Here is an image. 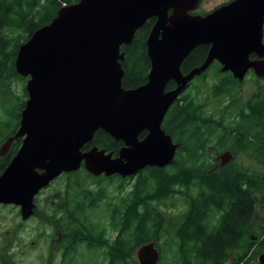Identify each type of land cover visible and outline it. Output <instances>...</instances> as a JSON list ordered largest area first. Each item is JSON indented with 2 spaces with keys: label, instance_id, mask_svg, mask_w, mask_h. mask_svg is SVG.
<instances>
[{
  "label": "water",
  "instance_id": "obj_1",
  "mask_svg": "<svg viewBox=\"0 0 264 264\" xmlns=\"http://www.w3.org/2000/svg\"><path fill=\"white\" fill-rule=\"evenodd\" d=\"M203 0H79L59 9L53 21L23 43L16 72L27 78L28 99L20 126L0 147L21 148L0 176V205L20 207L22 220L36 209V196L64 173L84 164L95 177H136L148 167L175 162L180 148L163 129L171 107L190 83L217 62L243 81L250 70L264 77V0H233L206 15L196 14ZM156 19L146 42L151 70L146 84L125 89L123 46ZM208 46L206 60L184 74L194 50ZM174 82L176 87L168 90ZM124 144L113 152L93 147L98 131ZM147 136L140 140V135ZM222 156L224 166L233 160ZM140 264H157L155 242L137 251ZM264 264V253L259 257Z\"/></svg>",
  "mask_w": 264,
  "mask_h": 264
},
{
  "label": "trees",
  "instance_id": "obj_2",
  "mask_svg": "<svg viewBox=\"0 0 264 264\" xmlns=\"http://www.w3.org/2000/svg\"><path fill=\"white\" fill-rule=\"evenodd\" d=\"M78 1L0 0V96L5 98L0 107L7 117L0 120V147L18 130L27 99L25 86L23 95H16L12 89L13 82L26 83L15 68L20 45L51 23L64 2L71 5ZM155 22L149 20L136 33L133 43L122 49L125 89L138 88L148 81L151 63L146 42ZM208 52V46L194 50L182 66L183 73L200 66ZM219 71L220 65L213 64L167 114L163 129L181 144L175 163L163 169H145L119 204L116 197H110L107 213L119 237L105 249L108 264H140L136 258L138 248L168 237L171 244L167 252L162 251L158 264H259V254L264 252V228L261 235L257 234L260 229L254 220L258 207L264 216V88L257 91V101L245 99L242 94L248 82L240 83L233 76L221 82ZM173 88L175 84L170 83L168 89ZM208 95L219 100L218 109L212 113L205 108ZM254 129L260 132L254 139L257 143L251 137ZM21 144L22 139L16 140L8 155L0 157V175ZM93 146L116 155L123 143L100 130L86 149ZM214 148L255 157L250 161L256 167L234 161L215 170L209 151ZM78 174L84 186L78 190L80 183L71 182L66 187V204L72 209H65L71 220L83 223L81 217L110 195L102 180L85 170ZM106 180L109 185L115 180L125 182L119 177ZM94 185L99 188L91 189ZM123 189L121 185L115 191L122 194ZM178 194L186 200L185 208H158ZM41 212L37 209L35 215H43ZM68 231L80 238L81 244H88L90 250L107 241L94 226Z\"/></svg>",
  "mask_w": 264,
  "mask_h": 264
},
{
  "label": "flooded vegetation",
  "instance_id": "obj_3",
  "mask_svg": "<svg viewBox=\"0 0 264 264\" xmlns=\"http://www.w3.org/2000/svg\"><path fill=\"white\" fill-rule=\"evenodd\" d=\"M228 2H231V0L226 1L223 4H226ZM196 14L203 15L206 13L196 12ZM263 33H264V28H263ZM250 59L251 61H259V62L264 60V58H260L257 54H252L250 56ZM222 68L223 66L221 65V82H224L233 75L231 72H223ZM234 79L239 81L240 83L251 82L253 86H250L251 91L246 96V99H252L253 101H257L258 99L257 91H259V89L264 88V77L263 78L258 77L254 70H250L246 74L243 81H240L236 78ZM182 97L183 95L181 96V98ZM261 108L264 114V107H261ZM212 112H214V110L210 111V113ZM252 133H253V135L251 136L253 138L252 140L256 142V140L254 139H257L260 132L254 129ZM147 134H148L147 132L141 134L140 140L144 139L147 136ZM179 149L177 151L175 159H177ZM209 151L211 153L210 163L213 164L214 166H217L218 168L219 166H221V163H223L221 154L227 151H232V150L224 149L223 151L221 150L218 151L217 148H214V149H210ZM232 152L235 156L233 161L236 160L237 162L243 165L246 163L252 164L250 160L255 158V157H250L246 154L237 155V153H235L234 151ZM255 164H257V162ZM74 176L75 174H69V175H64V178H73ZM140 176L141 175H138L135 178H126L125 183L129 187H133V185L129 184L130 181L136 182ZM101 178H103V176H101ZM71 193L72 192L70 191V194ZM66 195H67V190L55 191L53 194H52V191L50 190L48 192L46 190H43L35 199V203L37 205L36 210L37 209L44 210L45 213L48 214V217L50 219H53L52 222L48 221L47 224H49V226L52 225L56 228V230L59 233V238L57 240H54V239L43 240L41 238L29 240V239L23 238L21 236V233L17 231L18 227L23 226L27 224L28 222L15 224L14 225L15 233L13 234L12 238H0V264H78V262H80L79 250L82 245L81 240L78 237H72L70 231H68L72 228L78 227L79 222H71L72 216L68 215V212L65 209V207L67 208V210L72 209L70 206L66 204L67 203L65 199ZM59 202H60V205L56 206V204H58ZM94 212L95 211H91L88 213V215L92 217V220L91 222H88L85 225L86 228L94 226L93 225L94 224L93 223V218H94L93 213ZM57 213L58 215H55ZM36 217H39V215H34L31 219L36 218ZM42 222L44 223V221ZM159 250L162 255V249L159 248Z\"/></svg>",
  "mask_w": 264,
  "mask_h": 264
},
{
  "label": "rangeland",
  "instance_id": "obj_4",
  "mask_svg": "<svg viewBox=\"0 0 264 264\" xmlns=\"http://www.w3.org/2000/svg\"><path fill=\"white\" fill-rule=\"evenodd\" d=\"M226 1L228 0H203L202 5L197 10V12L207 13L213 10L215 7L219 6L220 4L222 5ZM211 76H213L212 72L210 73V79L212 80ZM197 82H199V80ZM25 84L22 81L13 82L12 89L16 93V95H23L22 91H23V86H25ZM250 86H253L251 82L247 84V86L245 87L243 91L242 97L245 99H246V96L251 91ZM190 90L192 91L193 88H191ZM4 101H5V98L3 96H0V103H4ZM218 102H219L218 99H212L211 96L208 95L205 100V108L207 110L218 109ZM6 118L7 117L3 109L0 107V120H6ZM243 166L244 167H249V166L256 167V165H252L251 163H246ZM78 176L80 175L76 174L73 178L62 177L56 180L53 183V185H51L49 188L46 189V191L48 192L50 190L52 191V194L55 191H63V190L65 191L66 187L69 186L71 182L72 183L79 182L80 185L78 184V190H80V186L82 185L83 182H82V179H79ZM87 182H89V180H87ZM134 183L135 182L130 181L129 184L133 185ZM121 185L124 186L122 194L119 193L118 190L117 192L115 191L116 189H119ZM83 186L84 185H82V187ZM90 188L93 190L96 189L95 187H92V186H90ZM129 188L130 187L127 186L126 183L123 184V182L121 183L120 180H115V183L112 182L109 185V195H110L109 198L101 202L99 207L93 210L95 211L93 213V217H94L93 225L96 229H98L99 236H101V238L107 239V241L105 242L104 245H101L100 247L93 249V250H90L88 248V244H82L79 250L80 262H78V264H108L107 257L105 256V249L107 246H109V244H112L113 241H115L119 237V233L112 228L111 220L107 213V204L110 201L111 196L116 197L117 203L119 204L124 197H127V189ZM180 196L181 194H178L175 198L167 200L165 205L158 204L160 205L158 206V208L160 209L161 206H163L164 209L169 208L175 211L179 210V208H185L186 200ZM58 205H60V202L56 204V206ZM41 211H43V213L42 212L41 213L44 216L39 215V217L29 219L27 221H23L20 216V211L18 208L14 206L1 207L0 209V238H12L13 234L15 233L14 225L19 224V223L28 222L27 224L20 226L17 229V231L21 233V236L23 238H26L29 240H34L36 238H41L43 240H48V239L57 240L59 238L58 231L56 230L54 226L52 225L49 226V224H47L48 221L52 222L53 219H50L48 217V214L45 213L44 210H41ZM259 211L260 210L258 207L257 216L255 218V221H256L255 223L258 225L260 229L257 232V234L261 235L262 228H264V216H261ZM55 215H58V213ZM81 219L83 223L79 222V226L76 227L75 229H79V228L87 229L85 225L88 222H91L92 217L88 215L85 217H81ZM42 221H44V223ZM71 222H78V221L71 220ZM167 233L168 232H163L162 234H167ZM87 234L91 235L88 231H87ZM156 243L160 247V249H162V251L167 252L168 247L171 244V238L168 237ZM263 253L264 252H262L260 256Z\"/></svg>",
  "mask_w": 264,
  "mask_h": 264
}]
</instances>
